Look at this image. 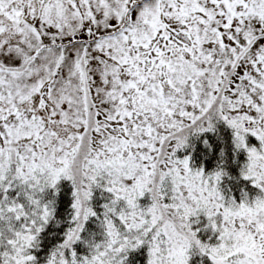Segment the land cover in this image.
Here are the masks:
<instances>
[{
	"label": "snow or ice",
	"instance_id": "snow-or-ice-1",
	"mask_svg": "<svg viewBox=\"0 0 264 264\" xmlns=\"http://www.w3.org/2000/svg\"><path fill=\"white\" fill-rule=\"evenodd\" d=\"M0 264H264V0H0Z\"/></svg>",
	"mask_w": 264,
	"mask_h": 264
}]
</instances>
